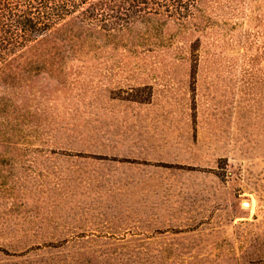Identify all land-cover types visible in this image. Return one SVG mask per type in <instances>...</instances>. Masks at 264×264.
Returning <instances> with one entry per match:
<instances>
[{"label":"rangeland","instance_id":"obj_1","mask_svg":"<svg viewBox=\"0 0 264 264\" xmlns=\"http://www.w3.org/2000/svg\"><path fill=\"white\" fill-rule=\"evenodd\" d=\"M0 69V264H264V0H197Z\"/></svg>","mask_w":264,"mask_h":264},{"label":"trees","instance_id":"obj_2","mask_svg":"<svg viewBox=\"0 0 264 264\" xmlns=\"http://www.w3.org/2000/svg\"><path fill=\"white\" fill-rule=\"evenodd\" d=\"M197 0H0V69L36 48L117 42L133 28L172 20L179 27Z\"/></svg>","mask_w":264,"mask_h":264}]
</instances>
